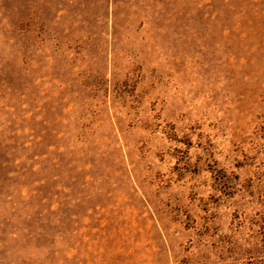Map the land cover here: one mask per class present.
Listing matches in <instances>:
<instances>
[{"label":"rangeland","instance_id":"obj_1","mask_svg":"<svg viewBox=\"0 0 264 264\" xmlns=\"http://www.w3.org/2000/svg\"><path fill=\"white\" fill-rule=\"evenodd\" d=\"M0 264H264V0H0Z\"/></svg>","mask_w":264,"mask_h":264}]
</instances>
